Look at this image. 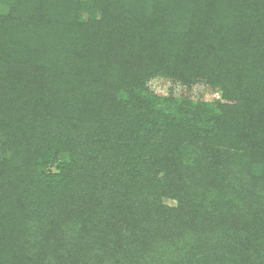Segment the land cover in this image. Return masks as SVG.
Here are the masks:
<instances>
[{"label": "trees", "instance_id": "16d2710c", "mask_svg": "<svg viewBox=\"0 0 264 264\" xmlns=\"http://www.w3.org/2000/svg\"><path fill=\"white\" fill-rule=\"evenodd\" d=\"M0 264H264V0H0Z\"/></svg>", "mask_w": 264, "mask_h": 264}, {"label": "rangeland", "instance_id": "374dc122", "mask_svg": "<svg viewBox=\"0 0 264 264\" xmlns=\"http://www.w3.org/2000/svg\"><path fill=\"white\" fill-rule=\"evenodd\" d=\"M151 91L158 95L173 94L176 96H188L192 99H200L204 101L213 102L218 97V92L215 89H211L203 83L194 84L190 88H186L179 83L172 82L169 79L157 77L152 79L149 84ZM167 203H173L167 201Z\"/></svg>", "mask_w": 264, "mask_h": 264}]
</instances>
